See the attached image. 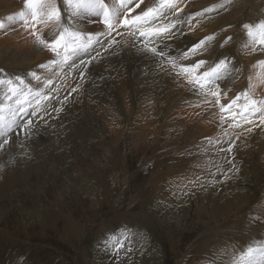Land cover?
I'll use <instances>...</instances> for the list:
<instances>
[{"label": "rangeland", "instance_id": "obj_1", "mask_svg": "<svg viewBox=\"0 0 264 264\" xmlns=\"http://www.w3.org/2000/svg\"><path fill=\"white\" fill-rule=\"evenodd\" d=\"M220 2L179 0L180 12H166L164 23L176 27L152 45L163 57L122 28L110 48L112 37H102L75 67L48 70L39 65L53 54L31 30L7 20L24 0H0V76H20L34 87L32 72L53 80L41 111L18 117L28 116L32 127L25 131L28 119L21 120L0 149V264H232L249 244L264 240V125L256 127L253 118L230 127L215 98L168 60L232 58L217 82L221 102L250 83L264 97L258 78L264 69L257 65L264 48L252 46L242 27L264 20V0H232L227 10L195 15ZM157 3L131 5L130 17ZM71 23L104 31L99 23ZM50 33L42 30L46 38ZM210 35L215 39L206 50L181 58ZM226 37L233 39L220 47ZM232 141V152L222 151ZM113 235L123 247L109 240Z\"/></svg>", "mask_w": 264, "mask_h": 264}, {"label": "snow or ice", "instance_id": "obj_2", "mask_svg": "<svg viewBox=\"0 0 264 264\" xmlns=\"http://www.w3.org/2000/svg\"><path fill=\"white\" fill-rule=\"evenodd\" d=\"M143 0H24L23 8L15 14L7 16L9 23H20L25 30H31L30 34L35 37L39 46L48 49L54 56L47 63L40 64L39 67L52 70L55 68L63 69L65 66L75 67V59L81 53H87L93 46L101 42L102 37H112L108 40L107 47L118 43L116 36H121L120 29H128L129 34L135 38H143L144 50L151 52L155 56L163 57L166 53L158 51L157 47L152 46L157 40H163L172 34V29L176 27L175 23H164L165 14L168 11L181 10L178 8L179 0H158L154 6L148 7L138 15L130 17V13L139 8ZM232 0H221L217 5L206 8L195 15L200 16L205 13L216 11L218 8L227 10V6ZM191 19V17L189 18ZM83 20L87 23H99L104 26L103 32L92 33L84 32L74 26L71 21ZM246 30L249 43L252 46L260 45L264 48V20H259L255 24L248 23L242 25ZM5 28V23L0 21V30ZM44 28H50V38L42 34ZM215 39V35H210L187 49L182 54V59L198 55L206 50L205 46L209 41ZM233 37H226L220 47L229 43ZM248 45H245L247 47ZM103 47V45H102ZM107 50V48L105 49ZM100 53L97 52L96 56ZM81 60V65H86L95 61ZM173 68L179 67V75L188 77V83L201 92L215 98V104L221 113V120L231 118V126L241 127V123L253 124V118L259 120V127L264 125V97L257 98L253 89L257 85L249 84V87L242 92L237 93L227 103L221 102L222 92L219 89L218 81L224 80L226 74L233 64V59L224 57L216 62L198 60L193 64H177L175 57H168ZM207 65L206 69H204ZM264 69V61H257ZM3 70L0 69V72ZM31 77L37 81L39 86L34 87L31 82L20 76L4 78L0 76V149L9 143V133L14 125H18V117L29 114L36 116L42 109L45 101L50 99L47 89L53 85L51 78L43 79L36 72L30 73ZM264 83V75L258 77ZM215 88V90H213ZM76 89H73L75 91ZM223 95H227L226 92ZM62 109H56L61 111ZM33 121L28 119L22 122L25 131L29 130ZM19 126V125H18ZM253 129L248 128L251 132ZM227 135V133H225ZM235 142L229 143L227 149L222 151L232 152ZM126 231V230H125ZM120 237L126 239L124 232ZM113 235L109 240L117 247H123V239ZM232 264H264V240L254 241L236 255Z\"/></svg>", "mask_w": 264, "mask_h": 264}, {"label": "bare ground", "instance_id": "obj_3", "mask_svg": "<svg viewBox=\"0 0 264 264\" xmlns=\"http://www.w3.org/2000/svg\"><path fill=\"white\" fill-rule=\"evenodd\" d=\"M123 39L124 40H129V38L125 35V36H123ZM124 51V50H123ZM125 53V52H124ZM124 55V54H123ZM126 55V54H125ZM126 57V56H125ZM71 70V69H70ZM261 82V81H260ZM260 82H258V84L260 83ZM232 93V92H231ZM225 99V98H224ZM86 107V106H85ZM197 107V106H196Z\"/></svg>", "mask_w": 264, "mask_h": 264}]
</instances>
